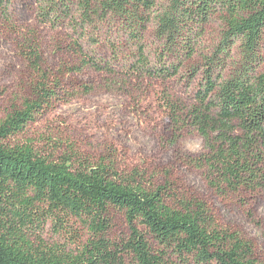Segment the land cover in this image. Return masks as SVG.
Wrapping results in <instances>:
<instances>
[{
  "label": "trees",
  "instance_id": "1",
  "mask_svg": "<svg viewBox=\"0 0 264 264\" xmlns=\"http://www.w3.org/2000/svg\"><path fill=\"white\" fill-rule=\"evenodd\" d=\"M11 3L0 0V34L11 22ZM37 5L43 24L68 21L81 38L87 28L111 23L134 47L124 55L113 46L106 60L86 56L77 45L80 62L65 71L89 66L115 74L119 66L129 75L162 81L180 74L206 25L220 16L225 29L219 45L203 58L204 66H192L187 74L189 83L201 77L184 121L203 140V150L188 163L203 170L217 194H264V72L258 69L264 0H37ZM151 23L159 40L154 52L144 43ZM90 40L98 41L94 34ZM32 41L26 39L21 53L37 80L0 122V264H264L253 242L220 226L202 199L175 192L168 183L148 186L141 173L122 175L103 159L77 154L56 159L30 143H11L12 135L65 92ZM169 105L177 112V105ZM113 211L122 213L125 235L112 236ZM46 225L63 241L48 242L42 235Z\"/></svg>",
  "mask_w": 264,
  "mask_h": 264
},
{
  "label": "rangeland",
  "instance_id": "2",
  "mask_svg": "<svg viewBox=\"0 0 264 264\" xmlns=\"http://www.w3.org/2000/svg\"><path fill=\"white\" fill-rule=\"evenodd\" d=\"M37 7V0H12L11 22L0 34V122L14 105H21L30 95L31 85L37 80L21 53L26 39L39 46L44 68L50 70L52 78L61 79L65 92L9 141L30 143L36 151L56 159H103L122 175L141 173L148 186L168 183L175 192L204 200L217 223L250 239L257 257L264 261V194H217L207 184L203 170L188 163V158L203 150V140L184 121V109L194 102L201 77L199 74L189 83L187 74L192 66H204L203 58L219 45L225 29L221 17L213 16L206 25L195 55L184 63L180 74L162 81L129 75L119 66L115 74L97 72L89 66L79 72L65 71L67 66L80 62L77 45L82 46L86 56L106 60L113 46L123 50L124 55L134 47L117 36L111 23L87 28L81 38L68 21L56 27L43 24ZM153 27L151 23L144 34L150 52L159 45ZM92 34L97 42L90 40ZM236 53L235 47L234 58ZM261 57L258 69L264 72V42ZM171 102L178 106L177 112H171ZM112 218V236L125 235L122 213L113 211ZM42 235L51 243L63 241L50 225Z\"/></svg>",
  "mask_w": 264,
  "mask_h": 264
}]
</instances>
